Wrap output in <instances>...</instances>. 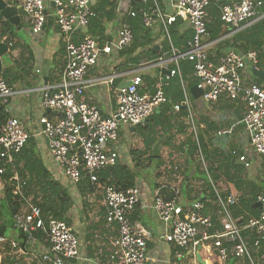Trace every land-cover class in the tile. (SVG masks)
I'll return each mask as SVG.
<instances>
[{
  "label": "built area",
  "instance_id": "obj_1",
  "mask_svg": "<svg viewBox=\"0 0 264 264\" xmlns=\"http://www.w3.org/2000/svg\"><path fill=\"white\" fill-rule=\"evenodd\" d=\"M47 1H22V10L28 17L33 34L40 33L46 23ZM89 1L53 0L55 22L64 40L65 63L59 83L53 87L46 85L41 88L42 107L52 111L55 116L40 117L41 133L48 138L52 158L71 182H79L85 174L95 183L101 169L118 162L116 143L120 127L142 124L164 103L166 98L163 87L170 77L180 76V59L193 62L196 85L202 89V97L206 102H216L225 97L243 105L241 122L249 133L251 147L264 160V82L246 83L242 79L248 63L252 68H257L258 53L255 50L240 53L229 49L214 62L208 54V42L205 41L209 34L207 9L211 4L218 6L220 19L224 24L229 29L236 30L264 17V0H170L172 13L168 15L159 9L154 0V7L143 13V25L149 28L156 19L160 20L168 37L170 24L178 18L188 22L191 36L186 42V49L180 52L171 46L169 57L163 53L149 62L169 71L165 76L161 74L153 93L139 92L142 85L140 75H135L130 85L115 86L116 106L109 116L102 115L96 106L84 100L83 93L87 84L85 75L91 67L98 64L102 54L110 55L127 48L132 43L133 34L129 27L123 25L114 39L104 43L90 35L80 37V32H85L90 20L96 16ZM131 15L134 13L131 12ZM116 76V73H111L100 80L113 83ZM13 93L11 86L0 78V97L7 99ZM183 93L184 105L190 107L185 89ZM174 109L178 110L179 105H174ZM189 111L192 131L196 136L195 118L192 110ZM28 139L29 133L20 119L9 116L0 123V159L12 161L13 155L26 145ZM236 159L245 168H249L250 162L246 155H239ZM4 171L5 168L0 167V174ZM176 178L178 183L183 179L180 175ZM19 190L20 185L17 184L12 193L16 195ZM172 192L169 198L156 192L151 205L158 219L168 226L165 241L179 249H187L190 245L194 247L199 240H210L222 262L232 256L239 264H258L259 257L252 251L258 253L264 245V195L257 197L262 209L257 215L248 216L246 222L240 225L229 209V204L236 199L229 196L225 201L216 193L218 228L210 216L205 214V205L201 200H194L183 206L178 199L179 187L173 188ZM139 197L138 183L122 189L104 187L105 219L115 225L117 235L114 249L99 264H149L146 232L135 228L129 217ZM24 208L13 215L16 227L28 235L32 230L42 229L47 236L48 245L41 254L39 264H61L63 258L80 257V242L65 220L49 217L45 222L37 206L28 204ZM244 232L248 234L244 236ZM249 236L253 237V250L249 246ZM4 241L5 237L0 236V243Z\"/></svg>",
  "mask_w": 264,
  "mask_h": 264
},
{
  "label": "crops",
  "instance_id": "obj_2",
  "mask_svg": "<svg viewBox=\"0 0 264 264\" xmlns=\"http://www.w3.org/2000/svg\"><path fill=\"white\" fill-rule=\"evenodd\" d=\"M5 1L7 4L17 7L20 20L16 25L8 22L13 26V36L10 37L8 32L5 35L0 36L1 40L7 42L8 45L11 44L8 46V53L2 56L1 65L2 69L6 65H10L11 73L18 77L15 82L10 85L14 91L13 95L7 99H1L0 97V101L5 103L8 117L16 116L23 123L29 133V141L32 143L31 145L47 167L53 179L66 185L72 195L77 197L66 216L69 223L66 220L65 221L72 227L80 242V257L77 259L63 258L61 259V264H99L106 259L114 249V241L117 235L115 225L108 223L103 219V215H105L103 191L98 190L92 193H86L83 197H80L76 193V189H74L75 183L71 182L64 175L61 166L52 158L46 137L41 133V124L39 122L40 117L44 115L48 118L55 117L52 111L42 107L41 88L46 85L53 87L59 83L60 73L65 63L64 40L63 35L55 22L54 8L50 6L48 0L46 3V23L40 33L33 34L30 29L28 17L22 10L23 0ZM100 1L101 0H96L93 4H90L94 10L99 8L101 11L100 13L98 11L96 12L95 20L93 19L91 24L89 22L85 31L86 33L80 32V37L90 35L98 39L100 43H102L101 41L104 43L114 39L118 30L123 25H126L124 15L128 13L130 3L134 0L129 2L125 13H120L118 11V0H114V3H116V14L110 18L106 15H101L103 6L100 8ZM222 1L226 2L228 0ZM156 2L159 5V9L164 14L168 15L172 13L170 0H156ZM151 3L152 4L148 7V10L142 11V17L143 13L148 12L154 7V0H151ZM105 10H108L107 6L105 7ZM219 14L220 12L217 5H214L213 7L210 5L208 7L207 23L212 25L213 29L216 25L212 23V21L216 19ZM173 23L170 24L169 27L171 25L174 26V29L178 31L179 35L186 33V39L188 40L191 36V28L188 22L181 21V19L178 18ZM248 26L249 25H246L241 29L230 31L229 27L223 22V25L220 26L221 33L218 37L211 38L209 33L205 38V41L208 42V54L210 58L215 62L222 53L229 49H234V47L235 49L238 48L236 45L238 46L239 42H235L234 37ZM98 30L101 32L99 33ZM149 30L152 39L151 42L146 43L143 48L138 49V51H143V61L147 59L146 55H148V53H146V51L148 48L153 49L155 53H161L166 39L169 40V36L167 37L160 20L156 19L153 26L149 27ZM91 31H93V33ZM232 44L235 46H231ZM236 51L242 53V51ZM10 55L11 58H9ZM170 55L171 53L167 56L169 57ZM28 58L29 61L27 60ZM26 60L28 62L23 65L22 62ZM10 61L11 63L8 64L7 62ZM151 61L152 60L142 62V64L137 66L126 62L125 58L121 56L119 52L110 55L102 54L98 60V64L91 67L85 75L87 84L83 93L84 100L88 104L96 106L102 115L109 116L112 114L116 106V95L114 92L115 86H119L126 81H131L135 75H140L142 78V85L140 88L144 89L143 93H153L154 87L153 89L146 87L144 75L153 76L157 81L162 75L165 76L167 70L159 65L149 64ZM260 66V70L264 71V57L260 60ZM21 70H24L25 72H21ZM111 73H116L117 75L113 83H106L100 80L101 77H106V75ZM257 78L260 79L253 74L252 67L248 63L246 69L242 73L243 81L246 83H261ZM188 97L196 125L203 134L208 149L214 152L215 150H218L220 153L222 152L230 155L235 161H237L236 158L239 155H246L250 162V166L249 168L244 167L243 177L264 183V160L251 147L249 133L241 122V116L244 111L243 105L238 102H232L225 97H221L216 102H206L201 97L194 98L190 91ZM161 109L162 107L160 105L154 113H160ZM176 111L178 110H175L174 108L171 109V113H175ZM134 130H131V127L125 125L120 127L118 139L119 161L125 162L128 165L131 163L127 155V148L122 146V136L127 135V139H131L134 135ZM175 131V129L172 130V132ZM160 133L162 134L163 131ZM178 135L179 137H184L182 134ZM173 147L176 149L175 146ZM170 151L171 149H168L167 147L163 152L168 159L183 155L180 150L176 149L175 153L178 155L174 153L175 155L170 158ZM176 161L182 166L177 164L176 168L172 169L173 172L170 171L167 172V174L164 172L158 179V186H155L154 179H152L151 182H146L145 179L138 176L136 180V183H138L140 187V197L135 209L130 213L129 217L135 228L146 232L149 264H200L195 256L196 252L206 264H228V260L222 262L218 257L217 250L211 246L210 240H206L205 242L199 240V243L194 245V247L193 245H190L187 249H179L175 245L165 241L164 235L168 230V226L161 222L156 216L151 206L152 199L156 192L163 197H171L173 194L172 190L175 187H179L180 189L178 199L183 206L189 205L194 200L204 199L202 202L205 205V214L215 220L214 223L216 227H220L219 220L215 213L216 207L213 199H211L210 191H205V187L203 188L201 184L203 181L198 178L192 180L190 183L191 186L189 184L190 187L194 188L192 192L189 191V186L186 187L184 178L178 183L176 175L180 173L178 172L180 168L183 169L184 164H182L183 160L181 158L180 160L177 158ZM177 167L180 168L177 169ZM192 169L193 172L191 171ZM143 170V172H145L148 168H144ZM149 170L152 171V169ZM174 170H177V173ZM179 175L184 177L182 173ZM194 175L195 168L194 166H191L188 170V177L191 178ZM14 176H16V174ZM219 177V181L216 182V185L210 180L215 192L219 193L221 191L224 193V190L226 189L228 191L227 196H233L237 199L239 193L231 184L225 182L221 173ZM6 183L8 182L4 180L0 174L1 200L4 198V185ZM1 200L0 202L3 201ZM24 209L25 208L20 211H23ZM100 219L101 222H98ZM12 221L13 225L9 226V234L6 236L3 233L6 241L0 243V246L4 245L7 249H20L21 253L24 255L29 254V252L32 253V251L35 250L38 254V261H36V263L29 262L28 264H39L41 254L47 248L48 242H45V244L38 243L37 245L31 244L26 248L27 250L23 249L20 246L21 241L18 238L23 231L16 227L13 218ZM5 229L6 226L4 227V232ZM25 235L28 234L25 233ZM250 248L253 250L252 246H250ZM0 249L2 250L3 247ZM178 254H180V256ZM5 258L17 260L15 264H25L23 257L14 255L10 251L0 254V264L1 260H4ZM239 263L240 262L237 260L234 262V264ZM258 264H264V254L259 256Z\"/></svg>",
  "mask_w": 264,
  "mask_h": 264
},
{
  "label": "trees",
  "instance_id": "obj_3",
  "mask_svg": "<svg viewBox=\"0 0 264 264\" xmlns=\"http://www.w3.org/2000/svg\"><path fill=\"white\" fill-rule=\"evenodd\" d=\"M151 4V0H134L130 3L128 13L124 15L126 25L132 31L133 39L132 43L120 51L119 54L125 58L126 62L133 65L139 66L142 62L154 60L163 53L166 55L170 54L171 45L180 52L186 49V33L179 35L178 31L171 25L168 28L169 40L166 39L161 53H155L153 49L148 48L146 51L148 53L146 55L147 59L145 61L142 60L143 51H138V49L143 48L146 43L152 40L149 28L145 27L142 23V11L148 10ZM214 5L211 4L212 7ZM99 6L100 8L103 6L101 15H106L110 18L116 14V3H114V0H101ZM106 6L108 7L107 11L105 10ZM97 11L100 13L101 10L96 8L95 12ZM131 12L134 15H131ZM95 18L96 16L90 20V24ZM212 23L216 27L213 29L212 25L207 23V30L211 38H216L221 33L220 26L223 25L220 14ZM7 32L10 37L13 36V26L7 21H2L0 36L5 35ZM91 32L93 33V31ZM98 32L100 33L101 31L98 30ZM234 41L239 42L238 46L236 45L238 47L236 49L234 47L235 45H231L234 47V50L242 52L255 50L261 60L264 57V17L255 20L246 29L236 34ZM101 42L103 43V41ZM9 58H11V55ZM27 60L29 61V58ZM27 60L22 62L23 65L28 62ZM7 63L10 64L11 62ZM179 68L180 76L174 75L170 77L167 85L163 87L166 100L161 104L162 109L160 113H153L134 130V135L130 140L133 142L138 136L141 146L137 147L132 144V147L129 148L128 158L131 164L128 165L118 160L117 163L101 169L97 173V181L95 183L91 182L87 175L83 174L82 179L74 184V189H76L75 191L80 197H83L86 193H92L98 190L103 191L106 186H112L116 189L129 187L136 183L137 177L139 176L138 169L148 168L152 161L156 162V166L153 169L155 170L153 179L155 186H158L159 177L164 172L166 174L170 171L173 172L172 169L176 168L177 164H180L176 159L178 158L180 160L181 158L184 167L183 169L177 167V169L180 168L178 172L183 174L186 187L195 178L202 180L203 183L201 184L203 188L205 187V191H210V196L214 204H216L217 198L210 180L216 185V182L219 181L220 173L222 174L225 182L231 184L239 193L236 201L229 204V209L232 216L237 220V223L243 225L248 216L257 215L260 209H262V206L253 208L252 205L257 202V197L260 194L264 195V183L244 178V166L235 161L232 156L222 152L220 153L218 150H215V152L209 150L205 144L204 136L197 125V133L196 136L194 135L189 113L191 107H185L183 93L185 89L189 95V89L196 84V78L193 75V62L188 59H180ZM257 68L260 69L258 65ZM21 72L25 71L21 70ZM17 77V75L11 73L10 65H6L0 71V78L4 79L8 85L15 82ZM144 78L146 80V87L153 89L156 83L155 77L144 75ZM258 81L263 82L261 79H258ZM143 90L139 88L140 93H143ZM174 105H179V109L175 113H171ZM7 118L8 112L6 105L0 101V123H3ZM173 129L176 131L172 132ZM161 131H163L162 134L160 133ZM176 132L184 135V137H179ZM29 140L18 153L13 155L12 161L8 162L0 159V166H4L5 168L1 177L8 182L4 185L3 201L0 199L2 201L0 202L2 227H5L7 223L8 226H12L13 215L20 211L21 208L28 206V204L37 206L40 209V216L45 222L49 217H54L64 219L69 223L66 216L70 207L74 204L76 196L72 195L66 185L53 179ZM158 141L160 142L158 155L153 157V147ZM173 146L177 150H180L183 155L175 153L176 149ZM167 147L171 149L170 153L168 152L170 158L175 154L178 156L168 159L163 154ZM191 166L195 168V175L189 178L188 170ZM175 172L177 173V170ZM198 173L201 175L200 177H196ZM15 174L16 176H14ZM17 184L20 185V190L18 194L14 195L12 192ZM190 186L189 191L192 192L194 188ZM224 191V193L221 191L219 193L227 201L229 197L227 196L228 191L226 189ZM202 200L204 201V199ZM103 219L106 221L105 215H103ZM212 220L215 222L214 219ZM98 222H101V219ZM22 233L18 238L21 241L20 246L25 250L31 244L37 245L38 243L45 244L47 242V236L42 229L32 230L30 231V235ZM243 234L245 236L248 233L244 232ZM248 242L252 246L253 237L249 236ZM252 253L258 257L261 256L264 254V245L258 253L254 251ZM227 260L228 264H234L236 259L230 256ZM16 261L5 258L1 260V264H15Z\"/></svg>",
  "mask_w": 264,
  "mask_h": 264
},
{
  "label": "water",
  "instance_id": "obj_4",
  "mask_svg": "<svg viewBox=\"0 0 264 264\" xmlns=\"http://www.w3.org/2000/svg\"><path fill=\"white\" fill-rule=\"evenodd\" d=\"M96 0H90L89 4H93ZM132 0H118V6L117 9L120 13H125L127 11V7L129 2ZM49 4L51 7L54 6L53 0H49ZM20 18L18 15L17 7L14 5H9L5 0H0V25L2 21L10 22L14 25L18 24ZM8 43L0 39V70L2 69V56L8 53ZM252 72L255 76L259 77L261 80L264 81V71H261L258 68H252ZM166 74H169V71H166ZM131 81L123 82L119 85V87H125L127 85H130ZM190 93L194 98H199L202 96V89L198 88L197 85H193L189 89ZM137 127V125L131 126V130H134ZM48 142V138H46ZM160 142H156V144L153 147V157H156L158 155V148H159ZM193 172V169L191 170ZM261 206V203L257 201L252 205L253 208ZM4 233V227H0V236H2ZM196 258L200 264H206L199 256V254L195 253Z\"/></svg>",
  "mask_w": 264,
  "mask_h": 264
},
{
  "label": "rangeland",
  "instance_id": "obj_5",
  "mask_svg": "<svg viewBox=\"0 0 264 264\" xmlns=\"http://www.w3.org/2000/svg\"><path fill=\"white\" fill-rule=\"evenodd\" d=\"M258 60H259V62H258V66H259V68H261V66H260V59H259V57H258ZM11 62V61H10ZM201 98H203L202 96H201ZM190 105V104H189ZM191 107V106H190ZM120 134V133H119ZM119 142V141H118ZM118 142L116 143V146L118 147ZM122 143H123V147H126L127 148V155H128V150H129V148L130 147H132L131 145L133 144L134 146H141L140 145V138L137 136V138L136 139H134V141L132 142V140H130L129 138L127 139V135L126 136H122ZM155 166H156V162H154V161H152L151 162V164L149 165V167H148V170L146 171L145 170V172H143L144 170L142 169V168H140V169H138V175H139V177H141V178H143V179H145V181L146 182H151L152 181V179H153V177H154V171L155 170H153L154 168H155ZM202 167H203V165H202ZM149 169H152V171L151 170H149ZM141 174V175H140ZM201 175L198 173L197 174V177H200ZM3 192V191H2ZM77 198V197H76ZM24 208V207H23ZM23 208H21V209H23ZM9 232H10V230H9V226H8V223H7V225H6V229H5V232H4V234L7 236L8 234H9ZM3 247V249L0 251L2 254H4L5 252L7 253L8 251H10L11 253H13L14 255H19V257H23V259H24V261H25V264H28L29 262L31 263H36V261H38V258H37V256H38V254H37V252H35V250H33L32 251V253H30L29 252V254H27V255H24L23 253H21V251H20V249H15V248H12V249H7V248H5V246L3 245V246H0V248H2ZM0 253V254H1ZM22 255V256H21Z\"/></svg>",
  "mask_w": 264,
  "mask_h": 264
}]
</instances>
